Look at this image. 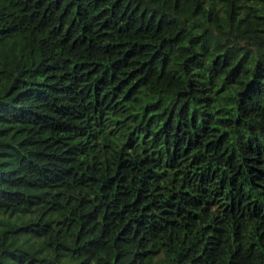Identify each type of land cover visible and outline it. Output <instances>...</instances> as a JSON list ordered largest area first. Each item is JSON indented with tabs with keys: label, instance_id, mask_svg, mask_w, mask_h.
<instances>
[{
	"label": "trees",
	"instance_id": "1",
	"mask_svg": "<svg viewBox=\"0 0 264 264\" xmlns=\"http://www.w3.org/2000/svg\"><path fill=\"white\" fill-rule=\"evenodd\" d=\"M0 264H264V0H0Z\"/></svg>",
	"mask_w": 264,
	"mask_h": 264
}]
</instances>
